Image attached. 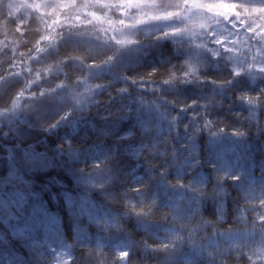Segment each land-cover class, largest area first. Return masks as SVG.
Wrapping results in <instances>:
<instances>
[{"label": "trees", "instance_id": "16d2710c", "mask_svg": "<svg viewBox=\"0 0 264 264\" xmlns=\"http://www.w3.org/2000/svg\"><path fill=\"white\" fill-rule=\"evenodd\" d=\"M13 24L2 33L18 48L0 54V264H264L262 79L251 87L221 54L194 65L188 46L152 33L128 59L107 39L69 37L27 66L40 30L31 18L14 36ZM213 134L242 142L248 177L214 163ZM129 195L157 201L152 219L110 202Z\"/></svg>", "mask_w": 264, "mask_h": 264}, {"label": "rangeland", "instance_id": "374dc122", "mask_svg": "<svg viewBox=\"0 0 264 264\" xmlns=\"http://www.w3.org/2000/svg\"><path fill=\"white\" fill-rule=\"evenodd\" d=\"M31 18L40 35L36 53L23 56L27 66L69 37L107 39L108 48L128 59L134 42L144 43L152 33L153 39L161 35L188 46L194 65L202 53L221 54L236 73L250 72L251 87L264 83V0H0L1 55L18 48L12 37L2 33L7 23L14 22L17 36ZM103 67L108 68L101 64L96 70ZM63 89L61 98L72 97L73 91ZM207 139L208 155L217 156L212 162L225 172L237 167L240 174L250 175L252 160L243 157L242 142L235 135L213 134ZM190 185L189 195L182 198L187 204L194 200V181ZM188 258L193 262L194 255Z\"/></svg>", "mask_w": 264, "mask_h": 264}, {"label": "clouds", "instance_id": "9594fccd", "mask_svg": "<svg viewBox=\"0 0 264 264\" xmlns=\"http://www.w3.org/2000/svg\"><path fill=\"white\" fill-rule=\"evenodd\" d=\"M47 75V72L45 73ZM38 75V74H37ZM56 87H60L59 84L56 85ZM21 93H17V95H20ZM16 104V96L12 98L11 105ZM7 109H0V112H5ZM55 125H51V127H54ZM142 186H133L130 189H128V192L130 193H136L141 191ZM110 202H119L121 205V209L123 214L126 217H144L146 219H152L154 215V206L156 205L157 201L154 198L148 197V196H142L139 199H136L132 196H126L120 201H110Z\"/></svg>", "mask_w": 264, "mask_h": 264}, {"label": "snow or ice", "instance_id": "6c2138e0", "mask_svg": "<svg viewBox=\"0 0 264 264\" xmlns=\"http://www.w3.org/2000/svg\"><path fill=\"white\" fill-rule=\"evenodd\" d=\"M123 255V254H122Z\"/></svg>", "mask_w": 264, "mask_h": 264}]
</instances>
